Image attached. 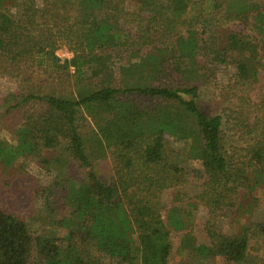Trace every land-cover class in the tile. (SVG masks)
<instances>
[{
    "label": "trees",
    "instance_id": "obj_1",
    "mask_svg": "<svg viewBox=\"0 0 264 264\" xmlns=\"http://www.w3.org/2000/svg\"><path fill=\"white\" fill-rule=\"evenodd\" d=\"M15 1L0 0V70L32 66L65 81L76 99L14 96V107L27 108L14 143L0 141V163L36 158L46 165L44 153L65 145L59 163L70 160L87 172L77 181L66 178L56 198L43 189L45 218L56 226L51 235L32 234L25 219L0 204V264H168L172 230L162 195L190 178L200 182L191 199L206 211V242L183 227L185 212L174 207L169 221L183 231L181 249L201 262L264 264V249H252L264 245V217L252 218L235 235L222 226L238 207L240 191L257 186L252 175L264 185V96L256 95L254 64L235 62L229 81L217 83L230 107L214 116L200 110L199 89L187 84L201 62L227 66L230 51L255 52L249 58L264 70V0L235 15L217 0L204 9L192 0H138L133 12L125 11V0H42L44 9L34 0ZM245 11L251 12V34L231 35L221 49L213 27L246 18ZM61 46L70 59L56 55ZM147 79L166 82L153 86ZM81 112L93 122L87 142ZM190 120L200 172L171 163L166 150L165 136L185 139ZM107 159L109 184L95 171Z\"/></svg>",
    "mask_w": 264,
    "mask_h": 264
},
{
    "label": "rangeland",
    "instance_id": "obj_2",
    "mask_svg": "<svg viewBox=\"0 0 264 264\" xmlns=\"http://www.w3.org/2000/svg\"><path fill=\"white\" fill-rule=\"evenodd\" d=\"M16 0L15 5L18 4ZM37 8L44 9L45 3L42 0H34ZM216 0H192L197 3L202 9L209 8ZM138 0H125V11L133 12L137 5ZM222 4L223 8H229L233 14L237 9L244 6H256L260 0H217ZM13 14H18V8L11 9ZM62 13V12H60ZM251 12L245 11L243 16L246 18L228 21L226 24L216 25L213 27V33L216 36L217 44L221 49L227 48V42L231 35H250L252 28ZM239 14V13H237ZM242 14V13H240ZM231 15V16H232ZM255 52L239 53L229 52V64L227 66H217L216 64L199 63L198 75L190 79L187 83L190 86H196L199 89L198 106L200 110L207 116H214L219 114L223 108L230 107V104H225L219 97L220 83H227L234 73V63L238 61L249 60L252 63L251 73L255 74L257 78V96H264V70L255 67L254 60H250L249 56ZM56 55L60 60L70 59L72 55L68 52L67 48L61 46L57 49ZM264 64V57L260 58ZM248 63V62H247ZM163 80V79H161ZM159 81V83L166 82V80ZM179 79L174 78L175 82ZM148 81V79H147ZM149 85H158L157 81L146 82ZM185 81H180L183 84ZM28 94H37L39 96H56L64 98L76 99L73 88L65 81L59 80L56 77H48L42 74L36 68L29 65H22L16 70L9 69L7 74L0 70V141L9 144L14 143L15 131L23 123V112L26 108L14 107L19 100H13L14 96H22ZM185 99H188V97ZM146 105L147 101L141 100ZM82 116L86 118V126L81 130L87 142L89 129H93V122L89 115ZM189 131L185 139L179 140L176 136H165L166 150L169 161L175 165L188 170V172L196 170L201 171V163L197 159V140L193 130L195 126L193 121L190 120L188 125ZM230 135L229 133L227 136ZM87 144V143H86ZM233 144V140L229 141ZM238 146V145H237ZM66 146L62 150L45 152L43 157L46 158L48 164L42 165L39 159L28 158L26 160H18L11 166H5L0 163V204L4 212L21 217L25 219L30 232L35 234H53L55 233L56 226L49 225L46 219V212L44 207V190L49 189L54 198L57 197L61 186H65V179L70 178L73 180L82 179L85 176V171L78 164L68 160L67 162L59 163L65 157ZM97 176L104 183L111 182V164L107 159L96 163L95 165ZM257 186L251 183V190L240 191L239 205L232 211L229 218H225L223 222V230L227 235H235L240 232L241 228L248 225L254 217H264V185L261 183V178L255 174L250 178ZM200 182L190 178L188 185L183 188H176L163 193L162 205L164 207L163 216L166 224L172 230L170 236L171 252L168 264H224L220 260L201 262L194 259L191 253L184 251L180 247V242L183 236V231L173 230L170 226L169 211L172 208H180L184 213L182 224L184 228L190 227V230L198 239L199 243L206 242V236L203 233V226L206 220L205 209L192 200V194L195 187L199 186ZM60 199V198H58ZM62 200L57 202V206L62 209ZM63 204V202H62ZM62 214V211H60ZM59 232V231H58ZM57 232V233H58ZM34 234V235H35ZM253 244V243H252ZM254 245V244H253ZM253 254H261L264 245L257 244L252 247ZM108 260H106V263Z\"/></svg>",
    "mask_w": 264,
    "mask_h": 264
}]
</instances>
